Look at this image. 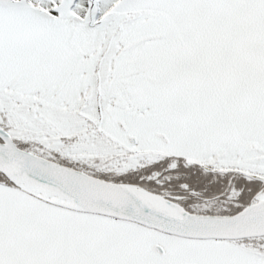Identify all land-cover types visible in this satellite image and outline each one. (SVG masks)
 Masks as SVG:
<instances>
[{"label": "snow or ice", "instance_id": "obj_1", "mask_svg": "<svg viewBox=\"0 0 264 264\" xmlns=\"http://www.w3.org/2000/svg\"><path fill=\"white\" fill-rule=\"evenodd\" d=\"M0 264H264V0H0Z\"/></svg>", "mask_w": 264, "mask_h": 264}]
</instances>
